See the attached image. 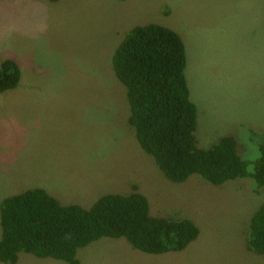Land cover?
I'll use <instances>...</instances> for the list:
<instances>
[{
	"label": "rangeland",
	"instance_id": "1",
	"mask_svg": "<svg viewBox=\"0 0 264 264\" xmlns=\"http://www.w3.org/2000/svg\"><path fill=\"white\" fill-rule=\"evenodd\" d=\"M152 23L185 43L198 146L235 137L246 178L177 184L139 146L112 60L133 28ZM6 59L22 76L0 94V205L43 189L88 209L136 185L153 216L193 221L198 239L152 255L102 238L78 251L80 264H264L247 246L264 205L252 177L264 136V0H0V64ZM17 264L66 263L21 253Z\"/></svg>",
	"mask_w": 264,
	"mask_h": 264
},
{
	"label": "trees",
	"instance_id": "2",
	"mask_svg": "<svg viewBox=\"0 0 264 264\" xmlns=\"http://www.w3.org/2000/svg\"><path fill=\"white\" fill-rule=\"evenodd\" d=\"M187 51L174 30L148 24L133 28L116 49L112 65L130 107L128 124L141 149L152 156L172 182L199 175L215 186L248 176L235 137L210 149L198 146V110L186 78ZM22 71L12 59L0 65V94L19 86ZM254 162L255 179L264 187V136ZM0 262L17 264L21 253L66 264H80L78 251L102 238H126L133 248L152 255L182 252L200 230L189 219L153 216L138 186L127 195L108 194L90 208L64 205L43 189L3 199L0 205ZM252 253L264 256V205L254 213L248 240Z\"/></svg>",
	"mask_w": 264,
	"mask_h": 264
},
{
	"label": "crops",
	"instance_id": "3",
	"mask_svg": "<svg viewBox=\"0 0 264 264\" xmlns=\"http://www.w3.org/2000/svg\"><path fill=\"white\" fill-rule=\"evenodd\" d=\"M1 65V64H0Z\"/></svg>",
	"mask_w": 264,
	"mask_h": 264
}]
</instances>
